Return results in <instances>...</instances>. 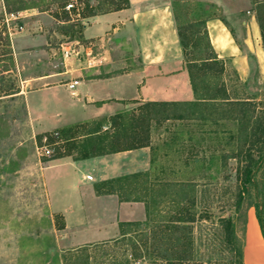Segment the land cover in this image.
I'll use <instances>...</instances> for the list:
<instances>
[{
	"label": "rangeland",
	"instance_id": "1",
	"mask_svg": "<svg viewBox=\"0 0 264 264\" xmlns=\"http://www.w3.org/2000/svg\"><path fill=\"white\" fill-rule=\"evenodd\" d=\"M70 2L80 4V13L85 11L87 0H0V72L12 68L10 40L26 33L27 28H32L30 18H11V14L19 13L16 11L21 8H37L43 13L39 18L42 31L29 30L32 34L40 33L46 41L43 45L45 52L40 53L38 58L28 53L22 54L29 69L28 74H34L39 69H61L60 45L73 40V30H78L73 28V25L82 22L81 17L65 16L62 8ZM174 3H179L176 9L179 24H191L195 26L194 30L200 32L198 50H195L191 57H199L205 49L207 38L200 25L205 19L208 20L207 23L211 21L220 24L221 28L225 27V32L229 33H226L228 41H233L241 53L237 60L223 54L222 58L217 57L223 64L222 74L206 73L205 84H209L211 89L215 86L218 89L224 88L230 100L213 105L221 107H217L216 113L211 119H207L206 126H201V123L196 121L170 120L155 127L154 139L156 143L157 140L161 141L160 145L170 142L176 130L183 138L188 136L190 131L194 142H200L199 160L203 164L185 166L187 142L184 145L176 144V150H180L178 154L169 151V147H164L167 154L164 152L159 158L160 168L164 170L161 177L168 181V184L193 180L196 185V206L191 210L196 217L195 222L189 225L192 228V261L188 264H238L235 250L242 246L243 227L249 209L255 212V209L248 208V205L258 202L259 190L264 186V162L254 173V185L247 186V191L242 195V203L236 207L238 193L242 187L241 173L246 167L248 146L243 144L242 138L239 139L238 124L223 116V108L239 106L237 104L242 103L237 102L248 101L246 104L254 106L255 115L264 117V53L259 28L256 26L255 33L251 26V15H255L256 7L252 0H173L172 9ZM88 5L96 7L98 1L90 0ZM247 11H250L251 15ZM207 23L206 32L211 45L210 38L213 34L209 36V32L213 29L208 31ZM255 24L257 25L256 18ZM75 37L79 35H74ZM245 42L250 44L251 49H247ZM211 47L213 49L212 45ZM215 54L217 56V53ZM242 57H245V63L239 61ZM1 79H4L2 87L12 85L16 88L17 79L12 73L0 76V82ZM203 89L205 87L200 83L199 90L203 92ZM59 98L66 103L70 97L62 88ZM216 118L220 121L214 125L212 119ZM57 123L59 121L46 122L40 129H51ZM214 131L218 134L213 133ZM36 137L27 123L22 100L1 99L0 264H66L64 257H71L69 253H72L73 257V250L78 249L69 247V241L64 238L61 230H58L59 223L46 202L41 168L52 155L46 157L43 154L45 139L42 138L39 143ZM48 149L53 151L52 147L48 146ZM251 153L254 159L260 156L257 149H253ZM176 198V190H171L168 198H165L166 202L161 205L162 215L157 216V219H165L174 214L176 205L171 202ZM227 217H231L235 225V239L231 245L226 242L225 231L220 224V220ZM154 224L152 221L148 227H142V231L137 235L79 248L87 247L86 253L90 257L88 264H165L149 259L140 241L144 234L152 233ZM181 234L183 232H174L176 237ZM173 243L174 241L164 243L163 250L172 251ZM148 246L149 250H152L150 243ZM81 254L83 252L79 255ZM139 254L144 257L137 259L136 255ZM169 254L172 255L173 251ZM81 262L82 258L78 264Z\"/></svg>",
	"mask_w": 264,
	"mask_h": 264
},
{
	"label": "crops",
	"instance_id": "2",
	"mask_svg": "<svg viewBox=\"0 0 264 264\" xmlns=\"http://www.w3.org/2000/svg\"><path fill=\"white\" fill-rule=\"evenodd\" d=\"M172 1L128 0L124 9L82 18L81 41L101 64L84 68L74 59L60 58L61 69H39L34 74H28L22 54L38 58L45 52L43 36L31 33L42 31L39 18L43 13L37 8L19 12L20 18H30L32 28L10 40L12 68L1 75L12 73L16 77L17 93L0 100L20 98L36 136L80 124L99 125L96 135H103L110 117L141 104L193 102ZM251 26L257 33L255 15H251ZM211 28L210 41L217 57L223 54L237 60L241 51L228 41L225 27L210 21L207 30ZM245 46L251 49L248 42ZM244 58L239 61L245 63ZM73 80L78 84L70 91L67 85ZM62 88L70 97L66 103L59 100ZM58 121L51 129H40L46 122ZM155 127L152 125L147 147L85 159H76L75 153L44 163L41 177L45 199L54 217L62 218L61 233L70 248L116 240L120 238L119 224L146 220L144 203L121 201L116 190L120 178L151 174L153 163L166 152L165 142H155ZM241 264H264V238L251 209L243 227Z\"/></svg>",
	"mask_w": 264,
	"mask_h": 264
},
{
	"label": "trees",
	"instance_id": "3",
	"mask_svg": "<svg viewBox=\"0 0 264 264\" xmlns=\"http://www.w3.org/2000/svg\"><path fill=\"white\" fill-rule=\"evenodd\" d=\"M89 1L90 0H87L85 11L80 13L81 18L100 13L118 11L126 8L129 4L128 0H97L98 5L96 7H90V5H88ZM252 1L256 7L254 14L259 27L264 53V0ZM65 6L66 4L63 6L62 11L66 14L65 16H69V14L64 11ZM178 6L179 3L173 4V14L175 22L177 23V34L193 90L194 101L190 103L141 104L132 111L117 113L110 117L103 135H96L100 128L99 125L97 126L96 124L92 126H88L87 124L72 125L42 134L41 136L39 135L36 137L39 143H41L42 138L45 137L48 141V145L53 148V151H56L48 161L73 156L75 153L76 159H85L95 155L112 154L147 147L150 144L152 125L162 126V123L174 120L180 122L196 121L201 123V126H206L207 119H211L210 117L216 113L217 107H221L213 105L220 102H230L224 88L218 89L215 86L211 89L208 86L209 84H205L204 82L207 72H214L216 75H219L223 73L224 69L222 62L217 58L207 37L206 23L208 20L205 19L200 22L204 30L205 38H207L205 49L199 57H191V54L194 53L195 50H198V36L200 32L199 30H194L195 26L191 24H179V16L176 10ZM23 10L25 9L21 8L16 12ZM73 28H78V30H73V40L82 42V25L76 24L73 25ZM74 35H79V37L74 38ZM11 60L12 57L10 58V61ZM2 72H0V76H2ZM2 81H4V79H1L0 82V97L17 93V89L12 85L7 88L2 87ZM200 83L205 87L203 92L199 90ZM237 103L242 104L223 108V116L238 124L239 139L241 140L242 138L244 141L243 144L248 146L246 152V167L241 173L243 178L240 179L242 183L241 190L243 192L241 190L239 191L235 204L236 207H239L244 199L242 195L247 191V186L254 185L253 178L257 167H261L264 162V117L256 116L254 106H247L249 105L246 104L249 103L248 101ZM219 121V118L212 119L214 125L219 124ZM177 132L176 130L170 142L165 144V147H169L168 150L172 151V153L178 154L180 150H176V144L184 145L185 142H187L188 145L185 149V166L191 167L192 164L203 166L199 160L200 142H194V137H192L190 131L189 135L184 138ZM213 133H215V131ZM215 134H218V132ZM78 138H81L82 141ZM253 149H257L260 152V156L257 159H254L251 153ZM165 154L167 153L165 152ZM153 165L155 166L151 174H136L117 180V182L120 183L116 190L119 199L125 202H143L146 209L145 222L119 224L120 238L124 239L131 235H137L142 231V227H148L153 221L155 224L152 233L150 235H147V233L144 234L143 239L140 240L142 247L145 249L146 256H148L149 259L159 260L165 264H188L192 261L191 249L193 240L191 237L192 228L189 225L195 222L196 217L195 213L191 212L196 206V185L193 180L168 184V181L161 177V173L164 170L162 171L160 168L159 160H156ZM171 190H176L177 198L173 199L171 202L176 205V211L172 216L165 217V219H157V216L161 217L162 215L160 209L161 205L166 202L165 198H168ZM259 192L260 196H258V202L249 204L248 208L255 209V214L264 238V186ZM54 218L59 223L58 230H62L64 228L62 218L59 216H55ZM220 224L225 231L226 242L231 245L235 239V225L232 218H222ZM174 232H183V234L176 237ZM172 241H174V243L172 245L170 244L173 251L171 255L169 253H172V251H168V249L163 250L162 246L164 243H171ZM148 242L151 244L152 250H149L150 246H148ZM138 248H140V245ZM149 251H151V254L148 253ZM235 251L238 264H241L242 246ZM79 252H83V254L79 255ZM86 252L87 247L75 249L73 250V257L72 253H69L71 257H64L63 260L66 264H71L73 259V264H78L79 260L82 258L80 264H88L90 257ZM141 257H144V255H136L137 259Z\"/></svg>",
	"mask_w": 264,
	"mask_h": 264
},
{
	"label": "built area",
	"instance_id": "4",
	"mask_svg": "<svg viewBox=\"0 0 264 264\" xmlns=\"http://www.w3.org/2000/svg\"><path fill=\"white\" fill-rule=\"evenodd\" d=\"M78 5L80 4L78 3L74 4L70 2L64 7V11L67 12L70 17L74 16L79 18L81 9ZM11 18L14 20L19 19L20 13L11 14ZM60 52H61V57L64 61L74 59L75 61L78 62V64L84 65V68H91L101 64V60L93 56L92 52L89 51V48L85 45V43L80 41L72 40L64 44H61ZM77 84L78 81L73 80L71 83L67 85V88L70 91H72L73 88L77 86ZM44 139H45L46 147H44L43 149V154L46 157H49L50 155H52V150L48 149V146L50 147V145H48V141L45 137ZM86 179L89 181L92 180L91 176H87Z\"/></svg>",
	"mask_w": 264,
	"mask_h": 264
}]
</instances>
